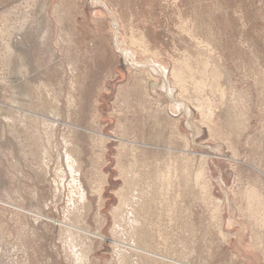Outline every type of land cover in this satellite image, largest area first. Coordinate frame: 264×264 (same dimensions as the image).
Wrapping results in <instances>:
<instances>
[{
	"label": "rangeland",
	"instance_id": "374dc122",
	"mask_svg": "<svg viewBox=\"0 0 264 264\" xmlns=\"http://www.w3.org/2000/svg\"><path fill=\"white\" fill-rule=\"evenodd\" d=\"M8 30L33 69L23 74L34 77L40 101L23 102L34 103L35 123L4 111L13 75ZM117 34L139 62L166 64L202 132L184 113L171 115L163 94V104L155 100L154 76L125 60ZM161 156L173 157L179 173L187 169L197 198L185 202L194 224L184 231L175 205L153 211L152 233L168 242L171 232L175 241L160 247L193 264H264V0H0V198L55 220L0 204V264L79 262L70 229L58 221L109 237L85 241L94 264H122L111 241L121 197L119 220L130 210L120 189L130 169Z\"/></svg>",
	"mask_w": 264,
	"mask_h": 264
},
{
	"label": "bare ground",
	"instance_id": "6f19581e",
	"mask_svg": "<svg viewBox=\"0 0 264 264\" xmlns=\"http://www.w3.org/2000/svg\"><path fill=\"white\" fill-rule=\"evenodd\" d=\"M120 26H121V24H120ZM11 31L9 33V30H8V36L6 37V42H5L4 48L6 51L5 56H6L7 60L9 62L13 63V66L10 69L11 70L10 72L13 75H11V73L9 72L10 73L9 76L11 75L10 79L8 78L10 80V81L8 80L9 97H8V102L7 103L5 102L6 104H4V111L6 113V117L12 121H13V119H15V120L19 121V123H22L21 120H24V122H27V123H35L36 118H37V115H36L37 112H35L31 109V107L34 106L33 105L34 103L30 102V106L27 107L25 105V103L23 102L24 96H28V95H34L37 98L38 102H35V104L39 103V101H40V96L37 94V90L31 89V86H30V85H32V83L30 81L34 80V77H29V80L27 81L26 78L24 77V74H23V71L31 72V71H33V69H31L32 67L29 66V63L26 61L25 53H24L25 51L23 49L24 48L23 43L21 42L20 39H14L15 34ZM119 31H120V29H119ZM119 39H120V35L117 34L116 42H117V45L119 48L118 50L122 51V53L125 56V60L127 62L131 63L132 66L136 67L137 71H138V69L140 70V69L148 68V71L151 73L152 76H154V78H152V80L154 81L152 84V88L156 93L155 100L158 101L159 104L162 103L163 97L161 96V94H163V96L168 98V102L166 103L167 109L173 111V112L171 111V115L172 114L173 115H180V114L184 113V115L188 116L187 118L189 119L190 124L193 125L194 129L198 130L197 133L202 132L203 128H201V126L198 125L195 121L194 122L192 121V111L193 110H192V106H191L190 102L187 101L188 99L187 100L182 99V96L179 93L178 94L176 93L177 89H176V84L174 83L175 80L169 79L170 69H168L166 67V64H163V63L157 61V59H155L152 56L149 57V59L147 61L139 62V60L136 58V52H134L132 49H129L128 47H125L124 45L121 46L122 42ZM131 39H132V37H131ZM132 41H134V39ZM130 42H131V40H130ZM134 43L136 44V40L134 41ZM145 49L147 50L149 48L146 47ZM21 69H23V70H21ZM182 71H184V70H182ZM179 73H181V72H179ZM175 74L177 75V77L179 76L177 74V71L175 72ZM158 76L163 77V83L160 86V90H158V88H157L159 85V81L157 80ZM12 80H17L16 88L11 84ZM178 80H181L180 76H179ZM184 80H185V77H184ZM180 84H181V82H180ZM157 93H159V95H157ZM161 110H157L155 113L157 115H160L162 113ZM163 110H164V108H163ZM44 115H45L44 117H46L45 112H44ZM41 116H42V114H41ZM47 119L49 121L51 120V118H47ZM178 125H179V122L177 121L176 122V131H178ZM15 134L14 135L18 139L19 134L18 133H15ZM176 134H178V133H176ZM196 136H198V135H195L194 137L190 138L189 141L190 140L196 141ZM162 137L164 138V135ZM175 140H171V141H175V143H177V139H175ZM165 144H167V143L165 142ZM169 144H170V142H169ZM144 145H145L144 147L146 148L147 147L146 143ZM181 148H183V147H181ZM181 148H179V149H181ZM153 149L154 148H151V150H153ZM158 149L160 150L162 148H158ZM175 149H177V148H175ZM163 150H164V148H163ZM186 150H189V149H186ZM175 151H177V150H175ZM142 152L144 154H151L152 156H155V157H157L159 155L156 153H154V155H153L154 151H152V153H149L150 151H147L146 149H144ZM164 152H165V150H164ZM167 152H168V150H167ZM178 153H180V152L178 151ZM183 154H185V153H183ZM172 155L173 154H171V156ZM181 155H182V152H181ZM185 155H186V157L191 156V154H189V155L185 154ZM171 156L169 158H172V160L167 158V156L166 157L161 156V158H154V159L150 158L149 161L147 159L146 164L144 166L139 167V169L134 170L132 172L130 169L125 176V183L126 184L120 189V191L122 192V190L125 188V190L128 192V198L130 197V199L128 200V202L130 204V210H128V214H126L124 212L123 213V216H124L123 219L119 220L118 214H119V210H122V204H123V199L121 197L120 206L115 207V212H117L118 214L114 212L116 227L118 228L119 234L115 239L111 240L114 248L116 247L115 249H117V252L122 254V256H123L124 262L122 264H193L189 260H186V259L181 258V257L179 258V257L175 256L174 254H171V253L164 251L160 247L159 241H161V240H163L166 244H168V242L170 243V244H168V246H165L166 249L170 248L172 246L171 244L175 243V241L170 238L171 232H167V237L170 239V241H168V242L166 240H164L162 237H161L162 239H159L160 238L159 236H162L163 233L162 234H158L156 232H155V234L152 233L153 223H155L154 221H155V219H157L156 217H154V215L152 213H153V211L158 210L157 206H159L160 209L162 208L160 210V212H162V213H164L163 211H166L168 213L170 210L169 206L171 207L172 205H175L174 207H175V210L177 212L180 213V210H181V214L184 213L183 225L181 224L182 229H183V227L187 226L185 222H188L190 224H192V223L194 224V222H190L193 220L192 215L189 216L191 218L190 221L185 219L186 216H188V212L186 211V210H188V208H186L185 202H187L186 201L187 198L188 199L191 198L190 200L192 202L195 200V198H197V196H196V182H195V185L192 186V184H193L192 180L193 179L188 175L187 169L185 167H181V170L179 173L178 164L176 165L175 161L173 162V157H171ZM162 157L166 158V159L163 160ZM180 158H182V156ZM176 159H178V158H176ZM174 160H175V157H174ZM180 161L178 160L177 162L180 163ZM181 163H182V161H181ZM179 166H180V164H179ZM70 168L72 169L74 167L71 166ZM188 178L190 180H188V182H187ZM190 183H192V184H190ZM187 187H188V189H186ZM190 200H189V202H190ZM172 202H174V203L172 204ZM169 203H171V204H169ZM0 204L5 206V207L15 209L18 212L29 214L33 217H39V218L46 219L49 221L53 220L55 222L54 218H52L49 215H46L45 213H43L41 211L29 209L27 207L18 205V204L14 203L10 200L7 201V200H3L2 198H0ZM174 216L175 215L173 214V217ZM178 217H181V216L178 215ZM178 217H175V218L177 219ZM189 217H187V218L189 219ZM172 220H170V221L172 222ZM180 220H182V218ZM171 222H168L167 224H169ZM174 222H176V221H174ZM174 222H173V225H174ZM58 223L61 225L67 224L65 227H68L70 229L71 233L70 232L69 233L72 236V238H71L72 242L70 243V245H71V250L73 253V254H71V257L73 259H75V257H77V260H79V262H76L75 264H94L93 263L94 261L92 262V260L88 257L90 249L92 250V246L90 245L91 243L86 244L85 241L91 239L92 236H97V235L102 237L103 241H108L109 237L105 236L102 233L92 232L85 227H81V226H78V225H75L72 223H66L64 221H58ZM176 225H177V222H176ZM157 226H158V224H157ZM169 227H171V225ZM180 231H182V230H180ZM183 231H184V229H183ZM178 233H180V232L173 233V236H175V234L177 236H179ZM157 235H159V236H157Z\"/></svg>",
	"mask_w": 264,
	"mask_h": 264
}]
</instances>
